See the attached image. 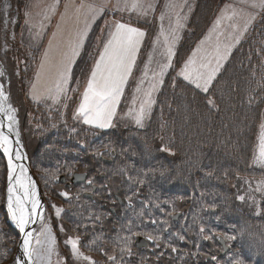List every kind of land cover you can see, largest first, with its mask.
I'll return each instance as SVG.
<instances>
[{
	"label": "trees",
	"instance_id": "1",
	"mask_svg": "<svg viewBox=\"0 0 264 264\" xmlns=\"http://www.w3.org/2000/svg\"><path fill=\"white\" fill-rule=\"evenodd\" d=\"M18 1L19 6L22 0ZM223 2L197 0L176 66L207 32ZM4 35L11 47L8 57L13 59L8 60V73L19 103L23 96L30 126L36 128L30 142L35 154L29 160L50 214L51 230L60 244L79 237L80 252L91 258L75 264H146V259L149 264H212L207 257L214 261L212 256H219L217 236L229 245L234 261L264 264V192L256 190V183L264 182V167L254 163L264 117V10L208 93L178 77L175 66L143 130L117 123L107 131L82 126L72 118L75 96L63 113L38 105L26 107L34 52L40 49L23 46L5 30ZM88 49L72 72L74 83L87 72ZM209 99L214 105H209ZM104 157L111 160L109 165L103 164ZM7 173L0 151V264H12L19 239L6 209ZM74 173H86L93 184L87 180L84 186L67 189L58 182L60 176L69 178ZM92 185H97V192L93 200H86L83 194ZM114 196L122 199V206ZM53 205L63 209L59 216ZM176 213L182 217L173 222ZM146 233L162 235L160 246H153L157 250L151 253L133 244L135 236L146 237ZM125 236L131 238V256L120 252L118 238ZM172 247L177 251L172 252ZM110 255L116 260H108Z\"/></svg>",
	"mask_w": 264,
	"mask_h": 264
},
{
	"label": "rangeland",
	"instance_id": "2",
	"mask_svg": "<svg viewBox=\"0 0 264 264\" xmlns=\"http://www.w3.org/2000/svg\"><path fill=\"white\" fill-rule=\"evenodd\" d=\"M18 2V0H0V72L3 73V75H0V83L3 85L4 94L7 96V104L11 105V107L16 110L15 117L17 121V131L19 133L20 141L22 142L27 156L33 157V155L35 154V147H33L30 142L32 140L31 137H33L34 129L36 128L30 126L29 115L26 116V111L22 105L23 96H21L19 103V94L16 92V90H14L12 76L8 73V69L11 67L8 60L12 62L13 59L12 57H8L11 47L5 40V38H7L8 36L6 37L4 35V30L8 33L9 36L16 38L21 43H23V46L28 47L33 51L40 49L38 51L39 55L37 54V52H34V54L36 55V63L33 70V77L31 81L32 84H30L26 91L27 100L29 101L26 102V107L38 105L45 108L46 110L63 113L69 106V103L73 96H75V103L72 108V118L80 102L81 95L90 76L91 69L94 66L95 60L99 56L100 50H102L103 48V42L106 41L109 31L114 27L113 22L119 21L122 23H126L132 27H136L144 31L145 36L141 41L132 73L129 75V78L124 86V91L121 95L120 102L117 105V112L113 117L112 125L106 129H100L90 125H85L82 123V120H77L74 118L73 119L76 123H79L82 126L96 128L100 131H107L113 128L114 124L116 123L121 125L122 127L131 128L134 130H143L148 126L155 109L159 93L162 90V87L170 71L176 66L175 62L177 63V61L175 60H177L176 57L180 49L179 47L183 42L185 34L188 32L187 30L190 20L196 10L197 0H162L161 2H158L157 6H153L152 9L148 11L147 15H142L138 11L129 9L120 11L115 7L117 5V0H22L19 6ZM132 2L133 0H128L129 6ZM136 2L142 3L146 7L145 3L142 0H136ZM81 3L86 6L91 5L97 8H99L101 5H104V8L102 11L98 12L95 15L94 19L90 18L91 22L88 27L87 34L84 37V42L79 49L78 55L74 58V61L71 65L67 92L65 95H62L57 102H53V100L47 98L46 95H42L39 100H34L32 98L33 83L37 84L38 89H43L46 85H49L51 83L49 65L58 64L63 59L64 53L68 51L69 41L74 39L76 33L84 28L85 20L83 13L87 9L85 8L81 10V12L78 14L76 8L73 7V5L78 6ZM253 3H255L257 6L252 7ZM259 4L260 0H225V3L220 8L219 13L216 15V18L214 19L207 32L196 43L193 50L189 51L181 66H176V75L180 77L178 75L180 69L183 67L184 63L188 60L192 53L197 50L198 46L202 50L211 52L217 40H219L222 45L229 43V36L233 33V28L231 27V25L236 24L240 28H243L244 20L249 16L254 17L251 20V23L248 25L247 31L244 32L242 38L240 39V42L235 43L231 48L227 59L223 61L222 67L217 73L218 75L226 66V63L228 62L232 52L236 49L237 46H239L248 31L253 27L254 23L260 18L264 7H260ZM66 5L68 6L67 8ZM170 5L175 7H169ZM53 6L55 10L48 12V16L47 18H45V11L52 8ZM121 6H123V0H121ZM26 11L30 13V16L27 18L28 23H26ZM233 12H235L237 15L232 20L221 19L220 24H216V21L218 19L224 16H230ZM175 13H179L182 17L181 23L183 27L179 29L177 34V39L175 41V46L173 49L174 54L172 57L171 66L165 71L162 82L158 85V91L153 94L155 103L152 106L151 113L146 117L144 121V127L138 128L135 122L127 115V113L129 111V108L133 106V97H139L140 95H142L143 90H146L152 82L153 72L159 70L160 64L167 63L166 58L164 57V55H162V44L164 38L160 35V33L162 29L167 32L170 28V25H174L176 23ZM162 15L164 17L163 20H161L160 18ZM5 20H7V24H5ZM13 21H15V23H13ZM30 24L44 25V27L40 29L41 34L39 36L33 38V33L36 31V29L33 28L30 30ZM157 38H159V43L154 46V41H157ZM201 41H204V44L201 45ZM188 43L189 42H187V44ZM187 44L184 48L185 50L189 49ZM86 47H89L88 59H86L84 64L86 65L87 72L84 74V76L78 78L74 83L72 72L76 66L78 59L80 58L82 53H84ZM46 51L48 52L49 65H46L45 69L41 71L40 63ZM201 54L202 52H197V60H199ZM38 72L40 73L39 79H37ZM82 78L84 79L82 80ZM180 78L183 79L182 77ZM138 87L141 89V92H137ZM16 94L18 95V97L16 96ZM138 106L139 104L137 102L136 107L138 108ZM261 125H264V117ZM67 179L71 178L69 177ZM66 182L69 181L67 180ZM61 185L64 186V184ZM256 186L257 189L264 188V185H262L261 182H257ZM43 200L44 211L42 212L41 218L33 229V237L31 241L33 247H38V245H36V235L41 232L42 225H47L50 230L52 228V221L50 218V214L48 213V210L46 208L44 197ZM7 201L8 198L6 187V204ZM51 233L53 236L55 235L52 230ZM67 240L68 239H66L65 242ZM41 241L43 243L44 237H41ZM78 248H80L79 244ZM82 259V257L80 259H77L73 256L70 245L66 243L60 244L55 239L54 251L50 257V264H75L80 263ZM12 264H16L15 258L14 260H12ZM42 264H49V261L45 260L42 262Z\"/></svg>",
	"mask_w": 264,
	"mask_h": 264
},
{
	"label": "snow or ice",
	"instance_id": "3",
	"mask_svg": "<svg viewBox=\"0 0 264 264\" xmlns=\"http://www.w3.org/2000/svg\"><path fill=\"white\" fill-rule=\"evenodd\" d=\"M255 3L252 7H256ZM260 7H264V0H260ZM68 6L66 5V8ZM77 13L79 14L81 10L87 9L83 15L85 20L84 28L78 31L74 39L70 40L68 43V51L64 53L63 59L55 65H49L48 52L46 51L41 59L40 69L43 71L46 65H49V73L51 77V83L46 85L43 89H38L37 84L32 85V98L34 100H39L42 95H46L47 98L52 99L53 102H57L62 95L67 92V85L69 81V76L71 72V65L74 58L78 55L79 49L84 42V37L87 34L88 27L90 25V18L94 19L95 15L102 11L104 5L99 8L84 5L81 3L76 6ZM120 11L126 9L134 10L140 12L142 15H147L148 11L152 9L153 5L148 3L145 7L142 3L133 0L129 6L128 0H123V6H121V0H117V5L115 6ZM175 7V6H169ZM54 6L47 11H45L44 16L47 18L48 12L54 11ZM176 23L170 25L167 32L163 29L160 35L163 36V52L162 55L167 60V63L159 65V70L153 72L152 82L150 86L143 90L142 95L139 97L134 96L132 104L133 106L129 108L127 115L135 122L138 128L144 127V121L146 117L151 113L152 106L155 103L154 93L158 91V85L162 82L165 71L171 66V61L173 57V49L175 46V41L177 39L178 31L183 27L181 23L182 17L179 13H175ZM237 14L235 12L230 16H224L216 21L219 25L221 19L232 20ZM26 23H28L27 18L30 16L29 12H25ZM161 20L164 19L163 15L160 17ZM254 17L249 16L244 20L243 28H240L236 24H232L233 33L229 36V43L221 44L217 40L211 52L207 50H202L198 46L197 50L192 53L188 60L184 63L183 67L180 69L178 75L183 78L184 81L193 85L195 89H199L204 93L209 92V87L212 85L213 80L216 78L217 73L222 67V63L227 59L231 48L235 43H239L245 31H247L248 25ZM15 23V21H13ZM7 24V20H5ZM113 29L109 31L108 38L103 42V48L99 52L98 58L95 60L94 66L91 69L90 76L87 80L84 91L81 95L78 107L75 110L74 119L82 120L85 125H90L100 129H106L112 125L113 117L117 112V105L120 102L121 95L124 91V86L132 73L133 66L136 61V56L141 45V41L145 36V32L139 28L132 27L129 24L122 23L119 21L113 22ZM30 30L35 28L36 31L33 33V38L41 34L40 29L44 27L43 24H30ZM159 43V38L154 41V46ZM204 41H201V45ZM197 52H202L199 60L196 59ZM147 67V66H146ZM0 75H3L0 72ZM40 73H37V79H39ZM137 92H141L138 87ZM7 96L4 94L3 85H0V113H4L6 120L8 121L7 129L11 133L13 131V126L17 123L15 117V109L8 105L5 107V101ZM139 104L138 108L136 104ZM209 105H214V101L209 99ZM4 125L0 123V129ZM18 137V133H17ZM16 144H19V139L17 138ZM0 149H2L4 155L8 159V212L10 214L11 220L15 223L16 227L19 229L20 233L23 234V243L21 244V250L24 259L27 264H42L43 261L48 260L50 264V257L54 251L55 238L51 233L50 228L47 225H42L41 232L36 235V245L38 247L32 246L33 232H26V227L30 223L35 222V218L41 215L42 210L41 202L38 199V193L36 191L35 184L31 181V178L27 175V169L24 165H14L13 164V141L10 139L9 135L4 131L0 130ZM15 158L17 160L23 159L22 153L19 150H15ZM254 163L264 167V125H261V133L259 137L258 150L254 157ZM20 169L19 174L14 175L16 168ZM83 179V177H81ZM143 183V181H141ZM88 184H93V180L89 179ZM264 185V182H261ZM258 191H264V188H258ZM23 193L21 195L20 193ZM61 196L66 199L69 197V193L61 192ZM238 200H244L243 196H238ZM30 205V208L28 207ZM57 216L63 211V209L56 207ZM143 215V213H141ZM169 216L172 213H168ZM99 217H97L98 219ZM152 224H156V220L150 221ZM162 223H167L166 221ZM165 231L167 229H164ZM63 231V227H61ZM129 231H131V225H129ZM205 229L200 228L201 234H203ZM139 235V233H135ZM146 239L156 244L159 247V242L162 240V235L146 233ZM41 237H44L42 243ZM211 236H204V239H211ZM180 240L184 239V236L179 237ZM225 239L234 240V236H226ZM120 243V252L124 254L127 252L129 256L132 255L131 252V238L125 236L123 238H118ZM71 246L72 254L77 259L81 257L84 260H91L90 257L83 256L79 251V237L72 238L69 237L65 242ZM177 249L172 247V252H176ZM216 256H212V260H216ZM108 260L115 261V256H108ZM16 264H22L20 257L16 259ZM234 264H243V261L237 260Z\"/></svg>",
	"mask_w": 264,
	"mask_h": 264
},
{
	"label": "water",
	"instance_id": "4",
	"mask_svg": "<svg viewBox=\"0 0 264 264\" xmlns=\"http://www.w3.org/2000/svg\"><path fill=\"white\" fill-rule=\"evenodd\" d=\"M0 85H2V84L0 83ZM0 122L4 125V127L2 128V131H4L6 134H8L10 139L13 141V149H14L13 154H12V156H13V164H16V162H15V150H19L20 152L24 151V157H25L26 161H24L23 164L25 165V167L27 169L28 176L31 178V181L35 184L36 191L38 193V199L40 200L41 206H42V210L40 209V211L42 213L44 211L43 210L44 209V200H43L39 185H38V183L36 181V178L34 177L32 171L30 169L28 156H27V154H26V152H25V150L23 148L22 142L19 140V144H16V139L15 138L20 139L19 138V133L17 131V128L15 126H13V131L11 133L8 132V129H7L8 121L6 120L4 113H0ZM17 133H18V137H17ZM4 157L6 159L7 169H8V159H7V157L5 155H4ZM81 177H83V179H81ZM7 181H8V176H7ZM60 182L62 184H64L66 182V178L65 177H61L60 178ZM85 182H86V175L85 174H74L72 176L71 180H70V183L67 184V187L70 188L71 186L81 185V184H84ZM7 188H8V183H7ZM95 190H96V187H93V191L94 192H95ZM84 197L87 198V199H92V195L91 194H85ZM7 198H8V193H7ZM116 199L121 203V200L118 197H116ZM7 210H8V201H7ZM180 216H181L180 214L174 216L173 220L174 221L178 220L180 218ZM10 220H11V217H10ZM11 223L16 227L15 223L12 220H11ZM16 229L19 232L20 238H19V241H18V247H17V252H16V255H15V260L19 256L21 261H22V264H27V261L24 259L23 254H22V250H21V247H20L21 244L23 243V238H22L23 234L20 233V231H19V229L17 227H16ZM219 244L224 249V252H223V255H224L228 251V248L225 246L224 241L222 239L219 240ZM136 246L144 248V247L147 246V242L143 238H137L136 239Z\"/></svg>",
	"mask_w": 264,
	"mask_h": 264
},
{
	"label": "bare ground",
	"instance_id": "5",
	"mask_svg": "<svg viewBox=\"0 0 264 264\" xmlns=\"http://www.w3.org/2000/svg\"><path fill=\"white\" fill-rule=\"evenodd\" d=\"M5 106H6V107L8 106V104H7V100L5 101ZM0 123H1V122H0ZM14 126L17 128V125H16V124H15ZM0 130H2V129H0ZM15 139L17 140V138H15ZM19 140H20V139H19ZM21 153H22L23 159H21V160H17V159L15 158V162H16V164H14V165H20V164L24 165L23 162L26 161V159H25V157H24V151L21 152ZM24 167H25V165H24ZM25 168H26V167H25ZM19 172H20V169L17 167L16 170H15V172H14V175L19 174ZM27 175H28V172H27ZM20 194L23 195L22 192H21ZM28 207L30 208V205H28ZM38 211H40V209H38ZM39 217H40V215H38V216L35 218V222H34V223H30L29 226L26 227V230H25L26 232H28V231H32V232H33V229H34L35 225H36V224L38 223V221H39Z\"/></svg>",
	"mask_w": 264,
	"mask_h": 264
},
{
	"label": "flooded vegetation",
	"instance_id": "6",
	"mask_svg": "<svg viewBox=\"0 0 264 264\" xmlns=\"http://www.w3.org/2000/svg\"><path fill=\"white\" fill-rule=\"evenodd\" d=\"M150 244H152V243H150ZM150 244H149L148 247H147V251H148V252L151 253V252H153L154 250H157V249H154V248H156V245H153V244H152V245L150 246ZM153 246H154V248H153ZM148 260H149V259H146V264H149ZM218 262H219L218 264H228V263H230V262H229L228 260H226V259H224V260H219Z\"/></svg>",
	"mask_w": 264,
	"mask_h": 264
},
{
	"label": "crops",
	"instance_id": "7",
	"mask_svg": "<svg viewBox=\"0 0 264 264\" xmlns=\"http://www.w3.org/2000/svg\"><path fill=\"white\" fill-rule=\"evenodd\" d=\"M145 5L147 6L148 3H151L153 6H157L158 2H161L162 0H142Z\"/></svg>",
	"mask_w": 264,
	"mask_h": 264
}]
</instances>
